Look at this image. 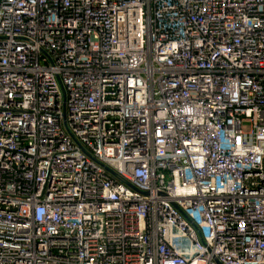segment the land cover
Wrapping results in <instances>:
<instances>
[{
	"label": "built area",
	"instance_id": "built-area-1",
	"mask_svg": "<svg viewBox=\"0 0 264 264\" xmlns=\"http://www.w3.org/2000/svg\"><path fill=\"white\" fill-rule=\"evenodd\" d=\"M0 264H264V0H0Z\"/></svg>",
	"mask_w": 264,
	"mask_h": 264
},
{
	"label": "rangeland",
	"instance_id": "rangeland-1",
	"mask_svg": "<svg viewBox=\"0 0 264 264\" xmlns=\"http://www.w3.org/2000/svg\"><path fill=\"white\" fill-rule=\"evenodd\" d=\"M242 129H243L244 131H247V130L249 129V124H248L247 122L243 123V125H242Z\"/></svg>",
	"mask_w": 264,
	"mask_h": 264
}]
</instances>
